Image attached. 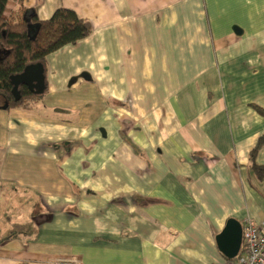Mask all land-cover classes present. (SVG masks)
<instances>
[{"label":"crops","instance_id":"0c3cea01","mask_svg":"<svg viewBox=\"0 0 264 264\" xmlns=\"http://www.w3.org/2000/svg\"><path fill=\"white\" fill-rule=\"evenodd\" d=\"M23 7L92 32L0 108V264H223L227 222H264V0Z\"/></svg>","mask_w":264,"mask_h":264},{"label":"trees","instance_id":"16d2710c","mask_svg":"<svg viewBox=\"0 0 264 264\" xmlns=\"http://www.w3.org/2000/svg\"><path fill=\"white\" fill-rule=\"evenodd\" d=\"M15 10L11 9V0H0V108L24 107L27 103L39 99L26 87H21V99L13 100L9 78L19 74L30 64H46L47 57L69 45H75L91 35L88 21L64 8L56 10L48 20L40 21L35 16H28L23 7L24 0H14ZM25 16V17H24ZM36 30L29 34V27ZM46 90V85H45ZM264 117V110L256 107ZM264 148V134L259 137L255 148L250 153L252 169L258 178L264 176V167L254 164L257 151Z\"/></svg>","mask_w":264,"mask_h":264},{"label":"water","instance_id":"95a60500","mask_svg":"<svg viewBox=\"0 0 264 264\" xmlns=\"http://www.w3.org/2000/svg\"><path fill=\"white\" fill-rule=\"evenodd\" d=\"M36 30V27H29V34ZM11 95L15 102L21 99V87H26L33 95L41 96L45 92V69L41 63L27 65L19 74L9 78ZM4 104L1 109H7ZM242 227L234 221L229 220L223 231L216 237V243L221 254L227 259H234L241 247Z\"/></svg>","mask_w":264,"mask_h":264},{"label":"built area","instance_id":"2783aa9c","mask_svg":"<svg viewBox=\"0 0 264 264\" xmlns=\"http://www.w3.org/2000/svg\"><path fill=\"white\" fill-rule=\"evenodd\" d=\"M223 264H264V222L244 223L241 247L237 256Z\"/></svg>","mask_w":264,"mask_h":264}]
</instances>
